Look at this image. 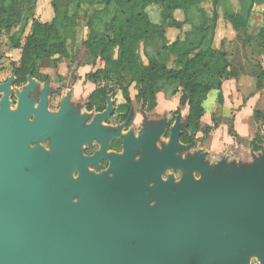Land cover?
I'll list each match as a JSON object with an SVG mask.
<instances>
[{
  "label": "water",
  "instance_id": "95a60500",
  "mask_svg": "<svg viewBox=\"0 0 264 264\" xmlns=\"http://www.w3.org/2000/svg\"><path fill=\"white\" fill-rule=\"evenodd\" d=\"M32 86L29 76L14 131L5 97L0 111V164L8 177L18 176L6 178L0 191V264H249L251 255L264 264V175L257 169L215 170L199 181L188 172L177 184L171 176L163 181L168 166L206 170L203 154L177 157V132L163 150L153 141L143 147L135 163L128 134L123 154L111 155L116 172L106 180L82 168L97 164L107 142L92 157L77 149L93 135L105 136L100 123L110 101L83 130L86 116L66 130L44 111L28 121ZM47 134L54 139L45 160L42 148L29 144ZM74 169H81L76 180Z\"/></svg>",
  "mask_w": 264,
  "mask_h": 264
},
{
  "label": "trees",
  "instance_id": "16d2710c",
  "mask_svg": "<svg viewBox=\"0 0 264 264\" xmlns=\"http://www.w3.org/2000/svg\"><path fill=\"white\" fill-rule=\"evenodd\" d=\"M235 1L51 0L53 17L43 22L34 16L37 0H0V34H8L11 47L21 49V57L15 64L16 83L21 84L29 72L36 74L42 60H50V66L56 68L61 59L70 57L69 47L76 43L82 20L86 28L80 41L84 49L82 64L102 63L86 74V79L95 85L88 97L87 109L102 111L105 108L106 96L114 89L111 81L115 79L125 97L118 111H124L121 117H125L131 98L128 88L120 81L124 72L135 83L136 100L149 110L155 107L159 91L168 97L180 93L179 102L187 105L188 111L179 140L187 143L196 133L208 135L218 126L220 121L214 114L211 125L202 123L203 102L208 92L220 89L224 80L235 75L225 40L222 38L220 44L215 45L220 17L242 36L245 58L253 67L256 88H261L264 82V9L257 23L253 19L254 5L264 6V0ZM207 2L212 5L211 16L204 7ZM150 6H157L159 21L150 18ZM176 11L182 13L181 19L175 16ZM18 21L19 29L13 31ZM29 22L31 32L22 40V31ZM167 28L182 30V35L165 42ZM218 102H222L220 95ZM252 116L257 124L250 145L257 150L262 140L264 111L254 109ZM228 133L238 138L231 122Z\"/></svg>",
  "mask_w": 264,
  "mask_h": 264
},
{
  "label": "rangeland",
  "instance_id": "374dc122",
  "mask_svg": "<svg viewBox=\"0 0 264 264\" xmlns=\"http://www.w3.org/2000/svg\"><path fill=\"white\" fill-rule=\"evenodd\" d=\"M233 2L236 3L235 0H233ZM204 7L206 9L207 15L211 16L212 5L209 2H207L204 3ZM253 9L255 11L253 19L254 22L257 23L260 18L259 13L263 11L264 6L263 4H256L254 5ZM148 11L150 18L153 21L156 22L159 21L157 6H150L148 8ZM34 16L38 20L43 22L50 21L53 17L51 0H37ZM175 16L181 19L182 13L180 11H176ZM19 26H20V22L18 21L14 25L12 30L17 31L19 29ZM30 32H31V23L29 22L28 25L22 31L21 39L23 40L25 36L28 35ZM85 33H86V28L83 24V21L80 20L76 43L75 45H71L69 47L70 57L61 59L57 63L56 68L50 66L51 63L50 60H42L39 63L38 71L36 72L35 75L32 76L34 78V80L33 79L32 80L33 82H35V84L39 83L37 81H44L43 83L46 84L45 88L47 89L46 93L53 92V98L50 101V105L52 104L53 106L51 105V107H54L56 105L57 99L59 98V92H62L63 96L61 100L63 102V105H65L67 108L69 107L73 108V111L75 113L78 112L81 113L82 111L81 103H83V98H85L86 96L85 94L86 92H88V88L87 87L85 88L84 86L81 85L80 87L72 88L70 84L64 83V76L70 75L73 77L72 80L76 82L77 79L79 78L78 76H82L83 72H85L82 68H80L84 58V52H81V50L83 51L84 49L83 46L82 47L80 46V41L85 35ZM181 35H182V30L167 28L164 41L170 42L171 40L175 39L177 36H181ZM222 38L225 40L224 43L225 47L231 52V56H230L231 62L233 61L238 63L239 59H241L240 55L247 57V53L244 50L241 43L242 36L239 33L234 32L230 24L220 17L219 26L216 30V36H215L216 46L220 44ZM11 45H12V41L10 40L8 34L1 33L0 34V65H2V69L4 73L3 76L4 78H7V80L9 78L8 76L11 75L10 71L12 68V61L18 60L21 57V49L20 48L14 49L11 47ZM139 49L140 52L142 53L141 43L139 44ZM78 56L81 59H79ZM101 65L102 63L98 62L96 63V65L87 66L86 69L90 71L95 70L97 67ZM7 80L5 82H7ZM120 81L122 86H126L128 88V93L131 98L130 108L135 113L134 122L130 126H128V128H124L125 123L119 124L118 122L119 117L117 112H115V114L112 113V115L109 116V118L100 126V131L103 132L105 136L100 137L99 135H93L91 139L88 141L87 146H90L89 143L92 142L91 140H95L96 142H98V144L101 145L102 143L110 141V139L113 138L114 136H118L120 134H122L123 136H127V134L132 133L133 136H135L137 133H141L140 130L142 128L141 127L142 125L143 135L141 136V138L139 137L142 143L141 147L142 148L148 147L149 143L150 142L152 143L153 141L159 150L161 149L163 150L168 144H170L171 137H175L177 135V132H182L185 123H183L180 120V113L182 114V112H185V109H180V108L178 110L175 109V111L173 112L172 111L166 112L167 114L156 113V108H155L156 106L149 110L147 109L146 105H142V103L136 100L137 88L135 86V83L131 81L130 77L126 73L123 72V77ZM111 84L114 89L113 92L109 95L108 100L110 101V110H112V107H114L113 110H116L118 104L125 101L124 99L125 97L123 94L122 87H120V84H118V82L115 79L111 81ZM43 85L39 83V86H43ZM23 87L20 86V88H11L9 85H7L5 89L2 91L4 95L7 97V99L10 101V105L17 104V101H19L18 96L19 94L22 93ZM66 90H68V93H66ZM71 97H73L74 99V103L72 104L70 103ZM31 98L33 99L32 101H34L35 97L33 93H31ZM215 100H216V91L212 90L208 93L206 100L204 101V106L206 110L210 111L211 107L215 103ZM37 103H38V112H43L45 110V107L49 105L46 103V100L43 96ZM259 107L263 108L264 110V99H262V101L260 102ZM107 108H108V104H107ZM233 111H234L233 108H227L225 110L224 108H222V106L218 105V107L213 112V114L215 115V118L218 121L225 120L228 123H230L232 121ZM123 112L124 111H121L120 114L121 115L124 114ZM80 116H87V118H85L86 120L84 119L85 121L83 122L84 123L83 125L87 126L91 124V122L93 121L96 115L90 114L89 116L87 114L83 115L82 113ZM150 118L151 119L153 118L155 121H153L152 124H147L146 121ZM176 119H178L177 123H175ZM104 120H102L101 122H103ZM255 123L256 122H253L252 120L250 122V136L254 135V132L256 130ZM132 125L133 127H131ZM172 133L174 134L173 136ZM143 138H145V140ZM185 139L187 140V138ZM189 139L190 141H188L187 143L184 142L182 143L179 140L177 141L180 145H182V149L174 154L180 159L192 160L204 154L206 150L205 148L209 140V134L203 135L201 132H198V137H190ZM138 142L135 141L133 142V149L136 150V153L133 157V161L135 163L140 162L142 159L141 148L139 147ZM247 142L248 141L244 142L245 145H248ZM111 154L113 153L106 155V157L108 159L109 158L111 159ZM202 164L205 165L203 163V160H202ZM101 171L106 172L108 175H111L112 173V170H107V168ZM188 172H190L194 176L196 181H199L200 178L206 176L209 173V171L207 170L201 171L196 168L168 166L166 170L159 176V178L160 180L165 181L169 176H171L174 183L177 184L179 180L183 178L184 175ZM150 188L151 185H149L147 190V194L149 196H151L149 192ZM151 201L153 202V198H151ZM188 264H196V262L194 259H191L188 262ZM249 264H260V263L258 262V259L255 255H251L249 259Z\"/></svg>",
  "mask_w": 264,
  "mask_h": 264
},
{
  "label": "crops",
  "instance_id": "0c3cea01",
  "mask_svg": "<svg viewBox=\"0 0 264 264\" xmlns=\"http://www.w3.org/2000/svg\"><path fill=\"white\" fill-rule=\"evenodd\" d=\"M81 52H84V50H81ZM240 58L238 63L231 62L235 75L224 80L220 89H212L216 91V100L210 111L206 110L203 102L204 114L201 118L203 124L211 125L213 112L218 105L225 110L233 108L231 123L238 138H234L228 133L227 121H220L218 126L209 133V140L202 160L206 170L209 172L215 170L218 172L220 169L227 170L234 167L236 175L252 174L254 169L264 175V122L261 123L260 134L262 140L259 143V148L254 150L250 145V141L254 137V135L250 136V122L251 120L255 122L252 116L253 111L254 109L264 111L263 108L259 107L260 102L264 99V82L261 88L257 89L253 67L246 61L244 56L240 55ZM87 66L89 65L81 64L80 68L85 72H83L82 76H78V82H74L72 80L73 77L70 75L64 76V83L70 84L72 88L80 87V85L87 87L88 92L85 95L95 88L94 83L86 79V74L90 72V70L86 69ZM66 93H68V90H66ZM219 95L222 98L221 103L218 102ZM179 99L180 93L168 97L162 91H159L156 94V113L167 114L166 112H173L175 109H185V112L180 113V120L185 123L188 106L181 105ZM153 121L155 120L150 118L146 123L152 124ZM177 122L178 119H176L175 123ZM195 137H198V133H196ZM246 141H248V145H245L244 142Z\"/></svg>",
  "mask_w": 264,
  "mask_h": 264
},
{
  "label": "flooded vegetation",
  "instance_id": "af4514ba",
  "mask_svg": "<svg viewBox=\"0 0 264 264\" xmlns=\"http://www.w3.org/2000/svg\"><path fill=\"white\" fill-rule=\"evenodd\" d=\"M18 60H13L12 61V68H11V71H10L11 75L8 76L9 77L8 80H7V78H4L2 65H0V111L2 110L3 98L5 97L6 98V103H7V111H8V114H9L10 121H11L12 129H13L12 131H14V129L16 127V124H17V122L19 120V116H20V114H19V105H20L19 96H20V94L18 96V100L19 101H17V104L10 105V101L7 99V97L4 95V93L2 91L5 89V87L7 85H9L11 88H20V86L23 87V86H25V84L26 85L29 84V76L34 80V78L32 77L33 75L31 74V72H29L26 75V80L23 83H21V84H17L16 83L17 75H16V70H15V64L17 63ZM6 80L8 82L7 85H5L7 83V82H5ZM37 82H39L42 85L44 84V85L43 86H39V83L35 84V82H33V86L28 90V93H27V96H26V98L30 102V106H31V111L29 113L28 121L29 122H34L35 121L36 114L38 113V103L37 102L43 96L45 98V100H46V103L49 104V105H47L45 107L44 112L54 114V117L56 118L55 121L60 123V128L66 129V130H69V129L72 130L79 123L80 119L83 117V116H80L82 113H83V115L87 114V115L90 116V114L97 115V114L103 112L104 110H106L107 109L109 95L113 92L112 91L109 94H107L105 108L102 111H96L94 109H87V107H86L88 97H89L90 93L93 91L92 90L89 94H87L85 96V98H83V103H81V105H82L81 113H79L78 111H76L78 113H75L73 111V108H70V107L67 108L65 105H63V102L61 100L62 96H63L62 92H59V98L57 99L56 105L54 107H51L52 104L50 105V101L53 98V92L46 93L47 89L45 88L46 84L43 83L44 81H37ZM31 93L34 94V97H35L34 101H32L33 99L31 98ZM73 97H71V101H70L71 104L74 103ZM113 109H114V107H112V110ZM112 110H111L110 114L105 118V120L100 123V126L102 125V123H104L109 118V116L112 115V113L115 114V112H117V114H118V117H119L118 122H119V124L125 123L124 128H128V126H130L134 122L135 113L133 112V110L131 108H130L129 112L127 113V115H125V117H123V118L121 117V114H120L121 111L120 112L118 111V106L116 107V110H113V111ZM123 113L125 114V112H123ZM133 113H134L133 118L130 121L131 114H133ZM79 116H80V118H79ZM86 118H87V116H86ZM85 120L82 121L81 126L78 128L79 131L83 130L86 127V126L83 125L84 124L83 122ZM86 125H87V123H86ZM131 127H133V125ZM141 127L143 128L142 125H141ZM142 128L140 130L141 133H137L135 136H133L132 133H129V134H130V138H131L130 144H131L132 148H133V142L134 141L135 142L139 141L138 143H139V147L141 148V156L143 157L144 148L141 147L142 143H141V141L139 139V137L141 138V136L143 135ZM125 137L126 136H123L122 134H120L118 136H114L113 138H111L110 141L107 142V149H106L105 155L98 160L97 164L96 165L95 164H86L82 169L86 170V172L93 173L94 175L104 174L106 176V180L112 178L116 171L114 170V167L112 166V160L110 158H109L110 159L109 160L106 157V155H108L110 153L119 154V155L123 154V152H124L123 143H124V138ZM179 137H180V135H179ZM53 139H54L53 134H47L46 136H44V137H42L40 139H36V140L31 141L29 146H30V148H34L36 146L41 147L42 150L46 154V159L45 160H47V158H48L47 155L51 152V149H52ZM143 139L145 140V138H143ZM91 141L92 142L89 143L90 146H87L88 145V141L82 143L81 146L77 149L78 154H82L83 156H88V157L94 156V154L98 150H100V148L102 147L103 143L100 145L95 140H91ZM135 153H136V150L134 152V155H135ZM106 168H107V170H112L111 175H108L106 172L101 171V170L106 169ZM20 170L22 172L28 173L30 168H28L27 166H22L20 168ZM80 172H81V169H74L72 171V173H71L72 179H74V180L78 179V177L80 175ZM5 173L6 172H5L4 168L0 164V191H3L2 189L4 188V185L6 183V178L15 179V178L18 177L17 174H15V173L10 175L9 177H8L9 174L6 175ZM76 199L77 198L74 196L73 200H76Z\"/></svg>",
  "mask_w": 264,
  "mask_h": 264
}]
</instances>
